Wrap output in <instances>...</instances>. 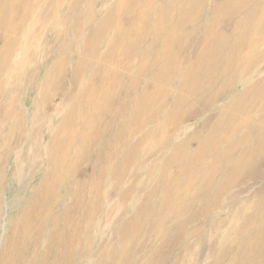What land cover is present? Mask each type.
<instances>
[{
	"label": "rangeland",
	"instance_id": "374dc122",
	"mask_svg": "<svg viewBox=\"0 0 264 264\" xmlns=\"http://www.w3.org/2000/svg\"><path fill=\"white\" fill-rule=\"evenodd\" d=\"M39 1L32 0L34 3ZM49 1L51 4L45 6L44 12L41 9V15H34L32 19L25 18V23L20 27L21 33L15 35L17 39L14 50L4 47L3 33L0 34V49H6L0 52L2 65L6 62L0 66V75H6L0 78V264H69L70 261V264H264V215L261 214L264 208V156L260 155L264 147V135L257 133L261 123L255 122V118L252 120L254 122L250 120V116L259 117L260 113L264 114V54L260 55L264 42L256 41L264 36L258 31L250 34L247 32L250 25L264 19V6L261 9L259 4L261 0H238L235 4L236 0ZM118 7L125 13L119 16V24L127 29L126 34L118 37L123 48H128L127 51L135 48L141 50L150 44L152 54L142 58L139 53L140 59L135 61L138 70H108L92 77L96 68L85 69L82 62L85 60H81L89 49L88 39L93 30L107 25L105 20L109 17L111 20L109 12ZM148 10L153 11V14ZM246 14L252 18L250 22L246 20L250 18ZM74 19L77 21L75 27L71 23ZM215 26L218 30L214 38L206 43L203 52L197 54L198 37L208 36L209 29ZM233 26L235 30H232ZM76 27L81 30L73 31ZM111 32L108 31V36ZM182 33L187 35L186 39H180ZM245 37L250 38L246 41ZM104 44L102 42V46L97 47L98 52H104ZM119 44L118 40L113 47L114 51H117ZM174 44L177 52L174 64L179 74L169 75L167 67L163 66L165 56L160 53ZM244 52H249V55ZM128 59L131 61L128 62ZM124 60L126 64L128 62L132 65L133 60L130 58L117 59L119 63ZM186 69L190 70L189 74ZM91 77L96 85L87 92L90 98L83 100L86 95L85 83ZM110 82L117 86L110 85ZM171 82L173 85L183 83L176 88L170 86ZM97 96H101V99ZM217 99L221 100L214 103ZM77 106H80L83 114L89 116L105 109V123H102L104 126L100 125L102 132L99 131L98 138L91 141L92 151L83 157L81 155L80 162H77L81 166L76 164L71 174L62 178L51 200L45 204L35 203V197L47 183L45 175L49 172L48 162L53 156L58 130L67 123ZM172 108L188 109L179 122L182 129L175 134L169 133L168 128H173L172 123L164 116ZM252 108L251 113L243 114ZM150 120H157L159 136L153 140L147 138L149 141L146 140L140 148H136L131 144V130H145ZM247 127L257 129V132L241 134ZM204 133H209L215 139L217 150L214 151H219L218 154L212 151V154L205 156V163L215 158L214 155H222L225 145L232 144V150L236 152L229 158H250L253 164L249 172L243 173L231 189L219 197L220 203L215 208L211 204L207 205L208 198L215 192L212 189L207 191L205 197L198 199V208L193 207L185 211L187 213L181 209L180 204L174 206L173 199L169 198L165 202L160 195L151 197L155 189L154 177L160 171L158 163L161 155L169 153L168 149L181 140L188 141L187 144H192L191 149H195L197 140ZM238 133L241 135L238 136ZM168 138L171 143L167 144L166 149L152 155L147 163L140 162L147 153L152 152L154 143L159 144ZM242 142L246 146L250 144L249 147H244ZM106 148L112 149L116 155L112 156L107 165L112 174L102 178L99 186L92 190V178L105 166L103 161ZM252 151L257 155L254 156ZM244 152L245 155L242 154ZM127 159H132L131 163L124 164L120 169L119 163ZM176 171L173 166L168 175L174 178ZM219 174L221 170L214 178L212 176L216 182ZM116 178H122V182L117 183ZM19 238H22V242H19Z\"/></svg>",
	"mask_w": 264,
	"mask_h": 264
},
{
	"label": "bare ground",
	"instance_id": "6f19581e",
	"mask_svg": "<svg viewBox=\"0 0 264 264\" xmlns=\"http://www.w3.org/2000/svg\"><path fill=\"white\" fill-rule=\"evenodd\" d=\"M153 1V0H152ZM235 1V0H234ZM238 0H236L234 2V4L237 2ZM245 1V0H244ZM205 2V1H204ZM208 2V1H207ZM260 2V1H259ZM130 3V2H129ZM150 3V2H149ZM210 3V2H209ZM208 3V5H209ZM213 5H214V2H212ZM226 3V2H225ZM240 3V1L238 2ZM237 3V5H238ZM252 3V2H251ZM258 3V2H257ZM48 4H51V1L49 0H40L39 2H32V0H0V34L3 33V37L2 39L4 40V47L6 46V49H9L11 50L10 48H12V50H14V46H16V39H15V35H17V33H21V25H23L25 23V18H29V19H32L33 17H35L34 15H41V9L43 10V12L45 11V6H47ZM147 4H148V1H147ZM156 4V3H155ZM204 4V3H203ZM207 4V3H206ZM260 4V8L262 9L263 6H264V0H261V2L259 3ZM258 4V5H259ZM123 5V4H122ZM169 5V3H168ZM236 5V6H237ZM241 5V4H240ZM238 5V6H240ZM249 5V4H248ZM44 6V7H43ZM144 6V5H143ZM219 6V5H218ZM235 6V5H234ZM244 6H247L246 5H243V8ZM255 6V5H254ZM123 8V6H121ZM169 7V6H167ZM241 7V6H240ZM256 7V6H255ZM253 7V8H255ZM119 8V7H118ZM115 8L113 9V11H110L109 12V16H111V20H109V18H107V20H105L107 23V25H104V28L102 29H96V30H93L91 32V35H90V40L88 39V46H89V49H87V51L83 54V57L81 60H85V61H82L83 62V65H84V68H96V71L95 73L92 75V77H94V75L96 73H101V74H104L105 71H108V70H116L117 72H121V71H130L131 70H135L137 69V67L135 66V61L136 59H140V55L139 53L142 54V58H144L145 56H149L151 55L152 51H151V45L148 44V47L145 46V49H139L138 48H135L133 50H130V51H127L128 48H126L127 50H125L122 45V41L120 39H118V37L124 35L127 33V29L126 28H122V26H120L119 24V19L120 18L119 16H122L123 14L125 13H122L123 10L121 11V9L119 8ZM218 8V7H217ZM241 8V9H243ZM257 9L258 6L256 7ZM135 9V8H134ZM148 9V8H146ZM145 9V10H146ZM155 9V8H153ZM152 9V10H153ZM237 10L239 8H236ZM240 9V10H241ZM256 9V10H257ZM47 10V9H46ZM141 10V9H140ZM145 10H143L145 12ZM217 11V9H215ZM221 10V9H220ZM219 10V11H220ZM239 10V11H240ZM244 10V9H243ZM148 11H151V10H148ZM147 11V13H148ZM154 11V10H153ZM153 11L152 14H153ZM218 11V13H220ZM223 11V9H222ZM236 11V10H235ZM238 11V13H239ZM242 11V10H241ZM140 11H138L139 13ZM234 12V10L232 11ZM251 12H253V10L251 9ZM259 12V11H258ZM150 13V12H149ZM212 13V12H211ZM217 13V14H218ZM235 13V12H234ZM238 13H236L238 15ZM52 14V13H51ZM69 14V13H68ZM132 14V13H131ZM146 14V13H145ZM214 14V13H213ZM212 14V16H213ZM223 14V12H222ZM253 14V13H252ZM254 14H255V9H254ZM112 15L114 17H112ZM248 14H246V17H247ZM142 16V15H141ZM207 16V14H206ZM249 16V15H248ZM46 17V15L44 16ZM79 17V16H78ZM77 17V18H78ZM107 16H105L106 18ZM116 17V18H115ZM132 17V16H131ZM137 17V16H136ZM241 17V16H240ZM245 17V19H246ZM250 17V16H249ZM75 17V19H77ZM113 18V20H112ZM188 18V17H187ZM239 18V17H238ZM251 18V17H250ZM246 19L248 22H250L252 20V18L250 19ZM74 19V21H72L71 23L73 24V26H77V21ZM168 19V18H167ZM166 19V20H167ZM250 19V20H249ZM78 20V19H77ZM103 20V19H102ZM137 20L139 21V19L137 18ZM188 21V19H186ZM199 20V19H198ZM238 20V19H237ZM244 20V19H243ZM261 20V19H260ZM32 21V20H30ZM186 21V22H187ZM217 21V20H216ZM240 21V20H239ZM27 22V21H26ZM101 22V21H100ZM104 22V20L102 21ZM132 22V21H131ZM176 22V21H175ZM174 22V23H175ZM236 22V21H235ZM234 22V23H235ZM245 22V21H243ZM60 23V21H59ZM133 23V22H132ZM189 23V21H188ZM198 23V22H197ZM242 23V22H241ZM240 23V24H241ZM71 24V25H72ZM196 24V23H195ZM204 24V23H203ZM237 24V23H235ZM239 24V23H238ZM245 24V23H244ZM128 25V24H127ZM173 25V24H172ZM175 25V24H174ZM216 25V24H215ZM138 26V25H136ZM171 26V25H170ZM246 28H247V24L245 25ZM144 26H142L143 28ZM173 27V26H172ZM179 27V26H178ZM201 27V26H200ZM209 27V26H208ZM235 26L232 27V30ZM194 28V27H193ZM243 28V27H242ZM245 28V27H244ZM132 29V28H131ZM221 29V28H220ZM78 30H81L80 28H75L73 31H78ZM130 30V29H129ZM168 30V29H167ZM192 30V29H191ZM218 30V27L215 26V27H211L209 29V35L208 36H199L198 37V41H197V44L196 46H198L197 48L199 49V51L197 52V54H200V52H203L204 48H205V45L208 41L212 40L215 36V33L217 32ZM235 30V28H234ZM248 30L250 31H247L249 34L250 33H254V32H261V36H264V19H262V21L260 23H253L252 25L249 26ZM108 31H112L111 34L108 36ZM187 31V30H186ZM244 31V29H243ZM198 32V31H196ZM235 32V31H234ZM238 32V30H237ZM246 32V33H247ZM107 33V34H106ZM130 33V32H129ZM128 33V34H129ZM137 33V32H135ZM174 33V32H173ZM172 33V34H173ZM188 33V32H187ZM232 33V32H230ZM176 34V33H175ZM191 34V33H190ZM195 34V33H194ZM221 33H219L220 35ZM223 34V33H222ZM241 34V33H240ZM12 35V36H11ZM130 35V34H129ZM148 35V34H147ZM162 35V34H161ZM178 35V34H177ZM197 35V33H196ZM131 36L133 37V35L131 34ZM130 36V38H131ZM138 36V35H137ZM187 36V35H186ZM183 33L181 34L180 36V39L182 37V39H186V37ZM198 36V35H197ZM222 37L224 36L221 35ZM232 36V35H231ZM242 36V35H241ZM139 37V36H138ZM173 36H171L172 38ZM177 37V36H176ZM229 39H230V34H229ZM240 37V36H239ZM129 38V39H130ZM135 38V37H134ZM170 38V37H169ZM219 39L221 37H218ZM243 38V37H241ZM246 38V37H245ZM247 38H250V37H247ZM246 38V41H248ZM126 39V38H125ZM174 39H175V36H174ZM254 39V37L252 38ZM120 42V44L118 45V49L117 51H114L113 47L115 46L116 42ZM138 40V38H137ZM136 40V41H137ZM179 40V39H178ZM221 40V39H220ZM228 40V39H227ZM187 41V40H186ZM224 41V39L222 40V42ZM245 41V43H246ZM256 41H260L259 43H262L264 42V38H261V40H256ZM102 42H104V52L101 50V52H98L97 50V47L98 46H102L100 44H102ZM171 42V41H170ZM179 42V41H178ZM176 42V43H178ZM233 42H234V38H233ZM196 43V42H195ZM226 43V40L225 42ZM223 43V44H224ZM230 43L232 44V42L230 41ZM136 44V42H135ZM139 44V43H138ZM144 44V43H143ZM146 44V43H145ZM164 44H165V40H164ZM184 44V43H183ZM222 44V43H221ZM230 44V45H231ZM244 44V43H242ZM258 44V43H256ZM175 45L174 44L173 46H171V48H169L168 50H165L163 52H161L160 54H162L163 56H165L164 59H166L165 61H163V66H166L168 71H169V75H174L177 71V67L176 65L174 64V60H175V57H176V51H175ZM220 45V44H219ZM228 45V44H227ZM229 45V46H230ZM252 45V43L250 44ZM262 45V44H261ZM130 46V45H129ZM133 46H134V43H133ZM132 46V48H133ZM170 45H168L169 47ZM179 46V45H178ZM195 46V47H196ZM139 47V46H138ZM147 47V48H146ZM164 47V46H163ZM231 47V46H230ZM242 47V46H241ZM243 47L245 48V46L243 45ZM142 48V47H141ZM167 48V46L165 47V49ZM4 49V51L6 50ZM179 49V47H178ZM176 48V50H178ZM247 49V47H246ZM9 50H7L9 52ZM11 50V51H12ZM188 50V49H187ZM239 50V49H238ZM3 49H0V52H4ZM6 51V52H7ZM155 51V50H154ZM185 51V50H184ZM183 51V52H184ZM5 52V53H6ZM250 52V51H249ZM248 52V53H249ZM14 53V52H13ZM12 53V54H13ZM179 53V51H178ZM181 53V52H180ZM247 54V56L249 55L247 52H244ZM251 53V52H250ZM8 54V53H7ZM154 54V53H153ZM156 54V53H155ZM154 54V55H155ZM243 54V53H242ZM264 54V44H263V50L262 52H260V55H263ZM157 55V54H156ZM252 55V54H251ZM160 56V55H159ZM3 59H4V62H5V55H3ZM119 57V58H118ZM121 57V58H120ZM154 57V56H153ZM179 57V56H178ZM181 57V56H180ZM246 57V56H245ZM126 58H130L133 60L132 62V65H129L128 62L129 59H128V62L126 64L125 60L122 61L121 63H119L117 61V59H126ZM146 58V57H145ZM150 58V57H149ZM194 58H197L199 59L198 57H194ZM225 58V57H224ZM229 58V57H228ZM227 58V59H228ZM233 58V57H232ZM159 59V58H158ZM239 59V58H238ZM137 60V61H138ZM147 60H149L147 58ZM209 60V59H208ZM154 61V60H153ZM195 61H197L195 59ZM205 61V60H204ZM237 61V60H236ZM124 62V64H122ZM143 62V61H142ZM176 62V61H175ZM3 63V60H0V66L2 65ZM6 63V62H5ZM4 63V64H5ZM141 63V62H140ZM179 63V62H178ZM234 63V62H233ZM236 63V62H235ZM3 64V65H4ZM143 64V63H142ZM140 64V66L142 65ZM161 64V65H162ZM2 65V66H3ZM191 65V64H190ZM189 65V66H190ZM194 65V64H193ZM218 65V64H217ZM139 66V67H140ZM162 66V68H163ZM246 66V65H245ZM181 67V66H180ZM143 68V67H142ZM161 68V67H160ZM190 68V67H189ZM188 68V69H189ZM218 68V67H217ZM223 68V66H222ZM241 68V67H240ZM243 68V67H242ZM185 69V68H184ZM138 70V69H137ZM143 71V69H141ZM140 70V71H141ZM157 70V68H156ZM182 70V69H181ZM241 70V69H240ZM159 71V69H158ZM185 71H190V70H185ZM258 71V70H257ZM117 72H115L117 74ZM184 73V71H182ZM124 73V72H123ZM260 73V71H259ZM111 74H114V73H111ZM115 74V75H116ZM128 74V73H127ZM151 74V73H150ZM176 74H179V73H176ZM189 74V72L187 73ZM187 74H184V75H187ZM114 75V76H115ZM120 76V74H117V76ZM124 74H122L121 76H123ZM6 75H0V78L1 77H5ZM107 76V74H106ZM105 76V77H106ZM110 76V75H109ZM247 76V75H246ZM91 78H88L86 83H85V88H84V98L83 100L86 99V97L88 98L89 96H87V92H89L92 88H94V86L96 85L95 83H93V79ZM103 77V76H102ZM174 77V76H173ZM176 77V76H175ZM174 77V78H175ZM183 78H185L184 76H182ZM243 77V76H242ZM113 78V77H112ZM118 78V77H116ZM124 78V76H123ZM122 78V79H123ZM177 78V77H176ZM221 78V77H220ZM245 78V77H244ZM243 78V79H244ZM104 79V77H103ZM106 79V78H105ZM115 79V78H114ZM239 79V78H238ZM146 80V79H145ZM170 80V79H169ZM168 80V81H169ZM241 80V78H240ZM108 81V80H107ZM106 81V82H107ZM111 81V80H110ZM119 81V80H118ZM123 81V80H122ZM127 81V80H126ZM143 81V80H142ZM174 81V80H172ZM179 81V79H178ZM114 82H117V81H114ZM114 82H112V84H114ZM125 82V81H124ZM209 82V81H208ZM121 83V82H119ZM126 83V82H125ZM179 83V82H178ZM178 83L176 85H173L172 82L170 84V86H175L176 88L177 87H181L182 86V83L183 82H180L179 85ZM101 84V82H100ZM111 82H110V85H112ZM108 85H109V82H108ZM115 85V84H114ZM113 85V86H114ZM178 85V86H177ZM185 85V84H184ZM250 85V84H249ZM112 86V87H113ZM117 86V85H115ZM195 86V85H194ZM197 86V85H196ZM104 87V86H103ZM109 87V86H108ZM107 87V89H108ZM112 87H110L112 89ZM119 88V85L118 87ZM99 89V87H98ZM173 89V88H172ZM171 89V90H172ZM193 89V88H192ZM110 90V89H109ZM140 90V88H139ZM169 90V88H168ZM102 91V90H101ZM132 91V90H131ZM188 91V90H186ZM198 91V90H197ZM100 92V91H99ZM174 92V91H173ZM193 92H196V91H193ZM192 92V93H193ZM200 93V91H198ZM209 92V90H208ZM116 93V92H115ZM188 93V92H187ZM191 93V94H192ZM197 93V92H196ZM195 93V94H196ZM211 93V91L209 92ZM100 93H98L99 95ZM202 94V93H200ZM198 94V95H200ZM207 94V93H206ZM108 95V94H107ZM197 95V96H198ZM216 95V94H215ZM94 96V94H93ZM196 96V98H197ZM212 96V95H210ZM209 96V97H210ZM214 96V95H213ZM95 97V96H94ZM101 97V96H100ZM99 97V98H100ZM179 97V96H178ZM177 97V98H178ZM90 98V97H89ZM98 98V96H97ZM96 98V99H97ZM98 98V99H99ZM192 98V97H191ZM205 98V97H204ZM95 99V101H96ZM101 99V98H100ZM89 100V99H88ZM92 100V99H91ZM219 100L221 99H217L216 101H214V103H217ZM227 100V99H226ZM90 101V100H89ZM115 101V100H114ZM166 101H169V100H166ZM225 101V100H224ZM87 102V101H86ZM190 102V101H189ZM89 103V102H87ZM117 103V102H116ZM99 104V103H98ZM111 106H112V103H111ZM114 106V105H113ZM232 106V105H231ZM78 108L75 110V112L71 113V116H69V119L67 121V123H65L64 125H61L60 126V129L58 130V134H57V138H56V142L54 144V152H53V156L50 160V162H48V173H46V181L47 182L45 184V187L40 189V191L38 192L37 196L35 197L36 199L34 200L35 203H38V204H45V203H48L52 196H53V193L54 191H56V187L60 184V181L62 180L63 177L67 176L70 171L75 167L76 164H80V163H77L78 161L80 162L81 160V155L83 157V155L89 151H92V147H91V141L94 140V138H96L98 135H100V132H102L101 129H103L100 125L102 123H105L103 122L104 120V116L106 115L104 110H99V111H96V113L92 114L91 116H89L88 114H83L82 111H81V108H79L80 106H77ZM115 107V106H114ZM120 107V106H119ZM213 107H216V106H213ZM234 107V105H233ZM104 108V107H103ZM111 108V107H110ZM217 108V107H216ZM240 108V107H239ZM107 109V108H106ZM113 109V107H112ZM111 109V110H112ZM116 109V108H115ZM121 109V108H120ZM253 110V108L251 110H245V112L243 114H248V113H251V111ZM110 111V110H109ZM107 110V112H109ZM188 111V109H182V108H172L165 116V118H168L169 119V123H172V127L173 128H168L169 129V133H172V134H175L177 132H179L182 128L181 126H179V122H180V119L182 117V115L184 113H186ZM239 111V109H238ZM126 112V111H125ZM261 112V110H260ZM117 113V112H116ZM84 116H83V115ZM109 115V113H107ZM118 115V113H117ZM218 115V114H217ZM163 116V117H164ZM243 116V115H242ZM106 117V116H105ZM110 117V116H109ZM113 117V116H112ZM130 117V116H129ZM239 117H241V115L239 114ZM244 117V116H243ZM251 117V121L254 120L255 118V122H259L261 123V128L258 130L257 132V129L256 130H253L251 128H244L241 132V134H247V133H263L264 135V131H263V126H264V114L260 113L259 114V117ZM116 118V117H115ZM120 118V117H119ZM184 118V116H183ZM242 118V117H241ZM117 119V118H116ZM123 118L121 117V120ZM144 119V118H142ZM108 120H111V119H108ZM119 120V119H118ZM217 120V119H216ZM107 121V120H105ZM112 121V120H111ZM124 121V119L122 120ZM145 121V120H144ZM156 121L157 120H150L148 123H147V128H145V130H139V129H136V128H133L131 130V137H130V140H131V144L133 146H136V148H140L141 145H143L145 142L149 141L150 138L153 140L154 138H157L159 136L158 133V127L157 124H156ZM219 122V121H218ZM229 122V121H228ZM254 122V121H252ZM107 123V122H106ZM109 123V122H108ZM107 123V124H108ZM168 123V124H169ZM216 123V122H215ZM161 124V123H160ZM220 124V123H219ZM223 124V123H222ZM103 125V124H102ZM104 126V125H103ZM166 127V126H165ZM213 127V126H212ZM223 128V126H222ZM252 128H253V125H252ZM114 129V128H113ZM112 129V130H113ZM164 129V128H163ZM110 130V129H109ZM167 130V129H166ZM100 131V132H99ZM105 131V130H104ZM111 132V131H110ZM109 133V131H108ZM118 133V132H117ZM162 133V132H161ZM160 133V134H161ZM251 133V134H252ZM106 134V133H105ZM104 134V135H105ZM185 134V133H183ZM205 134V133H204ZM209 133H206L201 139H198L197 140V146L195 147V149H191V143L187 144L188 141H185V140H181V142L179 141V143L177 142V144L174 143V146H172L171 149H168L170 152L167 153V154H163L161 155V160L159 161L158 163V167L160 168V171L158 174L155 175L154 177V190L153 192L154 193H151V197L154 195L157 197V195H160V198L162 201H167L170 199H173V203H174V206L178 207V205L180 204L181 205V209H183V211H187L191 208H198L196 206V202L198 201L199 198L201 197H205L206 193L208 194L207 191H209V189H212L214 190V194L212 195L211 198H208V204L207 205H210L212 207H217L218 206V203L219 202V197L222 196L223 194H225L227 192V190L231 189V186L232 184L243 174V173H248L249 170H250V167L251 165L253 164L251 161H250V158L248 159L246 156L243 158L242 160V157H239L238 159L235 160V157H234V160H231V158H229L230 156H233V151L232 150V144H227L225 145L224 147V152L222 153V155L220 156H215V158H212V160L210 162H207L205 163V156H207L208 154H212V151L215 152L217 149L216 148V142H215V139L212 138V136H209L208 135ZM238 133V136L241 135ZM170 135V134H169ZM186 135V134H185ZM184 135V136H185ZM191 135V133H190ZM116 136V135H115ZM119 136V135H118ZM157 136V137H156ZM175 135H173L174 137ZM178 136V135H177ZM183 136V135H182ZM195 136V135H193ZM197 136V135H196ZM202 136V135H201ZM249 136V135H248ZM255 136V135H254ZM112 137V136H111ZM124 137V136H123ZM167 137V136H165ZM190 137V136H189ZM251 137V136H250ZM98 138V137H97ZM106 138V137H105ZM117 138V136H116ZM147 138H149V140H147ZM195 138V137H194ZM118 139V138H117ZM124 139V138H123ZM174 139V138H173ZM97 140V139H96ZM105 140V139H104ZM129 140V141H130ZM147 140V141H146ZM151 140V141H152ZM194 140V139H193ZM248 140V139H247ZM122 141V140H120ZM119 141V142H120ZM128 141V142H129ZM250 141V139H249ZM126 142V141H124ZM155 142V141H154ZM98 143V142H97ZM106 143V142H105ZM114 143V142H113ZM152 143V142H151ZM169 143H171V140L168 138V140L164 139V142L162 141L161 143L159 144H156L154 143V146L152 144V152L150 153H147V156L143 157L142 160L140 161L141 163L143 162V164L147 163V160L152 156L154 155L155 153H161V151H163L164 149H166L167 147V144L170 145ZM241 143V142H240ZM187 144V145H186ZM225 144V143H224ZM243 146L245 147V143L242 142ZM251 144H252V141H251ZM263 146H264V142L262 143ZM97 145V144H96ZM130 145V143L128 144ZM250 145V144H249ZM246 146V147H249ZM256 145V142L255 144ZM131 146V145H130ZM219 147V146H218ZM240 147V146H239ZM238 147V148H239ZM151 148V146H150ZM237 148V149H238ZM241 148V147H240ZM239 148V149H240ZM116 149V148H115ZM132 149V147H131ZM215 149V151H214ZM220 149V148H219ZM236 149V150H237ZM243 149V148H242ZM246 149H244L245 151ZM142 151V150H141ZM148 151V150H146ZM239 151V150H237ZM251 150H249L250 152ZM258 151V150H256ZM261 156H264V147L263 149L261 150ZM132 152V151H131ZM135 152V151H133ZM140 152V151H139ZM143 152V151H142ZM236 152V151H235ZM248 152V151H247ZM253 152V151H252ZM104 161L103 163L105 164V166L102 167V169L100 168V170L98 172H96V175L95 177L92 178V190H95L97 185L99 186V182L101 181L102 178L104 177H107V175H110L112 173V171H109L107 169V165L109 164V161L112 160V156H116L113 152L112 149H108L106 148L104 150ZM217 153V152H215ZM219 153V151H218ZM217 153V154H218ZM221 153V152H220ZM237 155H239L238 153H236ZM243 155H245V152L242 153ZM248 154V153H247ZM253 155L256 156L257 153L256 152H253ZM249 157V156H248ZM250 157H252L250 155ZM145 158V159H144ZM99 159V158H98ZM134 159V158H133ZM144 159V161H143ZM100 160V159H99ZM132 159H127L125 161H122L119 163V168L121 169L122 166L124 164H128ZM136 160V159H135ZM134 161V160H133ZM100 163V162H99ZM131 163V162H130ZM139 163V162H137ZM81 166V164H80ZM144 166V165H143ZM142 165H139V167H143ZM175 166L177 171H176V176L174 178H171L169 175H168V171L173 167ZM100 167V166H99ZM221 170V174L218 181L216 182L215 180H213V178L215 177V175L217 173H219V171ZM71 174V173H70ZM121 175V173H119ZM112 176V175H111ZM110 176V177H111ZM213 176V178H212ZM71 177V175H70ZM153 177V176H152ZM65 179V178H64ZM152 179V178H151ZM116 181L117 183L119 182H122V178H116ZM44 182V181H43ZM44 182V183H45ZM63 184V183H61ZM63 187V186H62ZM56 188V189H55ZM90 188V186H89ZM84 189V188H83ZM82 189H80L81 191ZM74 191V190H73ZM84 191V190H83ZM91 191V190H90ZM152 191V190H151ZM82 192V191H81ZM80 192V193H81ZM88 192V191H87ZM74 193V192H73ZM76 193V192H75ZM83 193V192H82ZM81 193V194H82ZM91 193V192H90ZM189 193H193V194H189ZM71 194V193H70ZM87 194V193H85ZM89 194V193H88ZM76 195V194H75ZM74 195V196H75ZM80 195V194H79ZM69 196V195H68ZM83 196V195H82ZM85 196V195H84ZM91 196V194H90ZM58 197V196H57ZM56 197V198H57ZM71 197V196H70ZM81 197V196H80ZM96 197V196H94ZM74 198V197H73ZM76 198V197H75ZM78 198V196H77ZM87 198L88 195H87ZM147 198L146 197V201H147ZM58 199V198H57ZM86 199V198H85ZM90 199V198H89ZM88 199V200H89ZM121 199V198H120ZM156 199V198H155ZM79 200V199H78ZM81 200V199H80ZM157 200V199H156ZM159 200V199H158ZM236 200V199H235ZM234 200V201H235ZM233 201V203H234ZM76 202V200H75ZM74 202V203H75ZM83 202V201H82ZM92 202V200H91ZM99 202V201H97ZM142 202V201H141ZM172 202V201H171ZM232 202V201H231ZM31 203V202H30ZM86 203V202H84ZM89 203V202H88ZM160 203V202H159ZM247 203V202H246ZM68 204V203H67ZM70 204V203H69ZM91 205V203H89ZM97 204V203H96ZM149 204V203H148ZM33 205V204H32ZM54 205V203H53ZM66 205V204H65ZM79 205V204H78ZM150 205V204H149ZM170 205V204H169ZM179 205V206H180ZM43 206V205H42ZM52 206V205H51ZM50 206V207H51ZM67 206V205H66ZM94 206V205H93ZM93 206H92V209H93ZM99 206V205H98ZM152 206V205H150ZM171 206V205H170ZM168 206V207H170ZM33 207V206H32ZM71 207V206H70ZM75 207V206H74ZM77 207V206H76ZM161 207V206H160ZM31 208V207H29ZM35 208V207H33ZM32 208V209H33ZM53 208V207H52ZM73 208V207H72ZM82 208V207H81ZM180 208V207H179ZM200 208V207H199ZM50 209V208H49ZM48 209V210H49ZM148 209V208H147ZM151 209V208H150ZM149 209V210H150ZM202 209V208H201ZM217 209V208H216ZM256 209V208H255ZM90 210V208H89ZM144 210V209H143ZM152 210V209H151ZM211 210V209H210ZM258 210V209H257ZM45 211V210H44ZM88 211V210H87ZM95 211V210H94ZM146 211V210H144ZM90 212V211H89ZM148 212V211H147ZM153 212V210H152ZM189 212V211H188ZM201 212V211H200ZM262 215H264V208H263V211H261ZM36 213V212H35ZM34 213V215H35ZM59 213V212H58ZM62 213V212H61ZM59 213V214H61ZM64 213V212H63ZM68 213V212H66ZM78 213V212H77ZM187 213V212H185ZM190 213V212H189ZM199 213V212H198ZM238 213V212H237ZM236 213V214H237ZM242 213V212H241ZM25 214V213H24ZM39 214V213H38ZM41 214V213H40ZM70 214V213H69ZM89 214V213H87ZM255 214V213H254ZM258 214V213H257ZM199 215V214H198ZM247 215V214H246ZM245 215V216H246ZM30 215H28V218H29ZM51 216V215H50ZM56 216V215H55ZM241 216V214H240ZM24 217V216H23ZM33 217V216H32ZM37 217V216H36ZM48 217H49V214H48ZM59 216H57L58 218ZM70 217V216H68ZM75 217V216H74ZM82 217V216H81ZM84 217V216H83ZM250 217V216H249ZM259 217V216H258ZM261 217V216H260ZM25 218V217H24ZM27 218V216H26ZM46 218V217H45ZM72 218V217H71ZM89 218V217H88ZM51 219V218H50ZM30 220V219H29ZM29 220H28V223H29ZM41 221V220H40ZM52 221V219L50 220ZM82 221V220H80ZM21 222V221H20ZM33 222V221H32ZM46 222V220H45ZM56 222V220H55ZM18 223V222H17ZM22 223V222H21ZM42 223V222H41ZM50 223V222H49ZM52 223V222H51ZM50 223V224H51ZM64 223H66L64 221ZM31 224V223H30ZM34 224V223H33ZM62 224V223H61ZM72 224V223H71ZM81 224V223H80ZM87 224V223H86ZM24 225V224H23ZM54 225V224H53ZM69 225V224H68ZM82 225V224H81ZM256 225V224H255ZM258 225V224H257ZM16 226H18L16 224ZM27 226V225H26ZM35 226V225H34ZM38 226V224H37ZM76 226V225H75ZM91 227V225H90ZM264 227V225H263ZM262 227V228H263ZM18 228V227H17ZM20 228V227H19ZM22 228V227H21ZM30 228V227H29ZM57 228V227H56ZM55 228V229H56ZM69 228V227H68ZM74 228V227H73ZM41 229V227H40ZM61 229V228H60ZM57 230V229H56ZM54 230V231H56ZM71 230V229H70ZM31 231V230H30ZM34 231V230H33ZM230 231V230H229ZM17 232V230L15 231ZM19 232H21L19 230ZM29 232V231H28ZM41 232V231H40ZM52 232V230H51ZM50 232V233H51ZM65 232V231H64ZM68 232V231H67ZM82 232V231H81ZM12 233V232H11ZM25 233V231H24ZM35 233V232H34ZM63 233V232H62ZM53 234V233H52ZM59 234V233H58ZM19 235V234H18ZM32 235V234H31ZM35 235V234H34ZM50 237H51V234H49ZM55 235V233H54ZM57 235V234H56ZM78 235V234H77ZM14 236V235H13ZM44 236V235H43ZM65 236V235H64ZM63 236V237H64ZM74 236V234H73ZM72 236V237H73ZM17 237V236H16ZM24 237V236H23ZM27 237V236H26ZM49 237V238H50ZM61 237V236H60ZM71 237V236H70ZM80 237V236H78ZM37 238V237H36ZM43 238V237H41ZM20 239V238H19ZM22 239V238H21ZM20 239V240H21ZM24 239V238H23ZM39 239V237H38ZM19 242H22V240ZM36 240V239H35ZM54 240V239H53ZM57 240V239H56ZM87 240V239H86ZM85 240V242H87ZM15 241V240H14ZM26 241V240H25ZM37 241V240H36ZM46 241V240H45ZM55 241V240H54ZM67 241V240H66ZM78 241V240H77ZM80 241V240H79ZM249 241V240H248ZM68 242V241H67ZM84 242V244H85ZM261 242V241H260ZM264 242V241H263ZM40 243V242H39ZM55 243V242H54ZM89 243V242H88ZM24 244V243H23ZM22 244V245H23ZM29 244V243H28ZM46 244V243H45ZM67 244V243H65ZM78 244V243H77ZM87 244V243H86ZM15 245V244H14ZM73 245V244H72ZM28 246V245H27ZM33 245H31L32 247ZM46 246V245H45ZM86 246V245H85ZM122 246V245H121ZM255 246V245H254ZM12 248V246H10ZM67 247V246H65ZM10 248V249H11ZM16 248V247H15ZM37 248V246H36ZM85 248V247H84ZM239 248V247H238ZM20 249V248H19ZM27 249V248H25ZM51 249V248H50ZM4 250V249H3ZM85 250V249H84ZM257 250V249H256ZM11 251V250H10ZM16 251V250H15ZM36 251V250H35ZM80 251V250H79ZM43 252V251H42ZM87 252V251H86ZM3 253V251H2ZM12 253V252H11ZM17 253V251L15 252ZM74 253V252H73ZM9 254V253H8ZM38 254V253H37ZM14 255V254H13ZM19 255V254H18ZM22 255V254H21ZM44 255V254H43ZM42 255V256H43ZM64 255V254H63ZM75 255V254H74ZM73 255V257H74ZM80 255V254H79ZM219 255V254H218ZM37 256V255H36ZM49 256V255H48ZM90 256H91V253H90ZM19 257V256H18ZM22 257V256H21ZM32 257V255H31ZM65 257V256H64ZM72 257V256H71ZM79 257V256H78ZM77 257V258H78ZM85 257V256H84ZM261 257V256H260ZM20 258V257H19ZM253 258V257H252ZM43 259V258H42ZM56 259V258H55ZM81 259V258H80ZM255 259V258H254ZM9 260V259H8ZM54 260V259H53ZM73 260V259H72ZM227 260V259H226ZM230 260V259H229ZM261 260V259H260ZM42 261V260H41ZM44 261V260H43ZM42 261V262H43ZM55 261V260H54ZM64 261V260H63ZM70 261V259H69ZM225 261V260H224ZM243 261V260H242ZM69 263V262H68ZM71 263V261H70ZM69 263V264H70ZM10 264V263H9ZM12 264V263H11ZM53 264V263H52ZM55 264V263H54ZM58 264V263H57ZM65 264V263H64ZM255 264V263H254Z\"/></svg>",
	"mask_w": 264,
	"mask_h": 264
}]
</instances>
